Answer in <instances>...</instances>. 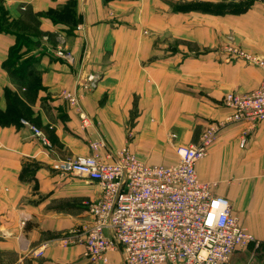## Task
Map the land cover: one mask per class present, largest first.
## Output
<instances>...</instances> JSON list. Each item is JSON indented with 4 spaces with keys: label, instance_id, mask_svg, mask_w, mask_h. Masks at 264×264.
<instances>
[{
    "label": "crops",
    "instance_id": "crops-1",
    "mask_svg": "<svg viewBox=\"0 0 264 264\" xmlns=\"http://www.w3.org/2000/svg\"><path fill=\"white\" fill-rule=\"evenodd\" d=\"M203 3L214 7L195 6ZM226 3L0 0L13 22L10 32L0 31V109L9 103L6 90L15 92L49 142L29 125L0 124V264H124L121 249L110 251L107 262L86 254L88 204L99 198L100 185L51 164L89 154L90 142L104 140L113 151L128 145L142 160L170 165L179 160V145L197 143L209 124L225 119L231 112L225 95L250 92L264 78L262 67L224 51L234 43L264 57V0L235 12L221 8ZM17 32L33 42L22 51L38 58L37 87L33 77L21 84L4 67ZM63 37L73 64L55 54ZM92 73L100 76L97 86L81 103L93 122L82 127L60 92ZM246 130L243 122L225 124L197 172L230 200L255 238L234 251L230 264H264V121L242 146Z\"/></svg>",
    "mask_w": 264,
    "mask_h": 264
},
{
    "label": "built area",
    "instance_id": "built-area-1",
    "mask_svg": "<svg viewBox=\"0 0 264 264\" xmlns=\"http://www.w3.org/2000/svg\"><path fill=\"white\" fill-rule=\"evenodd\" d=\"M224 51L264 69V57L234 43L226 44ZM55 54L71 64L75 61L64 37ZM99 77L98 73L88 74L75 89L60 92L79 111L82 127H89L93 118L81 99L97 86ZM224 103L230 114L209 124L197 143L179 145L176 163H150L128 145L113 151L104 140L90 142L89 154L52 162L53 170L84 176L101 187L99 198L88 204L92 222L84 229L86 254L91 260L107 262L110 251L121 249L124 264H230L234 251L255 239L234 213L230 200L199 177L197 162L207 156L225 124L247 125L241 137L243 146L247 132L264 121V78L250 92H228ZM21 122L49 144L41 128L25 118ZM42 252L34 251L36 255Z\"/></svg>",
    "mask_w": 264,
    "mask_h": 264
},
{
    "label": "trees",
    "instance_id": "trees-1",
    "mask_svg": "<svg viewBox=\"0 0 264 264\" xmlns=\"http://www.w3.org/2000/svg\"><path fill=\"white\" fill-rule=\"evenodd\" d=\"M73 6L71 8H75L76 2L73 1ZM252 0H245L242 2H229L226 4L220 5L222 7H226L230 11L237 10H245L249 7ZM75 5V6H74ZM193 6V5H191ZM200 9L212 10L214 7L213 3H203L201 5H195ZM1 7V15H0V31H11L12 23L7 19V12L4 6ZM73 8V9H74ZM187 9V5H179L176 6V9ZM219 10V9H218ZM17 41L11 47L9 56L4 62V67L9 71L11 76L19 81L21 84H26L28 77H33V80L37 85H39V71L35 68V63L38 61V58L32 55L24 56L22 49L24 45H29L32 42L30 37L25 33L17 32ZM6 97L8 100V105L5 110L0 109V124L1 125H11L14 124L16 126H20L22 124L21 119L25 118L29 120L32 124L34 120L30 117V109L23 102V100L12 90H6ZM37 125V124H35Z\"/></svg>",
    "mask_w": 264,
    "mask_h": 264
},
{
    "label": "rangeland",
    "instance_id": "rangeland-1",
    "mask_svg": "<svg viewBox=\"0 0 264 264\" xmlns=\"http://www.w3.org/2000/svg\"><path fill=\"white\" fill-rule=\"evenodd\" d=\"M181 4H183V3H181ZM176 6V5H175ZM176 8V7H175Z\"/></svg>",
    "mask_w": 264,
    "mask_h": 264
}]
</instances>
